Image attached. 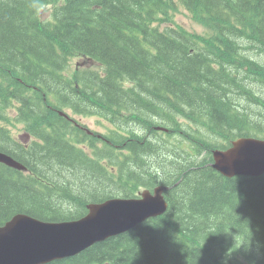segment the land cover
Listing matches in <instances>:
<instances>
[{"label":"trees","instance_id":"16d2710c","mask_svg":"<svg viewBox=\"0 0 264 264\" xmlns=\"http://www.w3.org/2000/svg\"><path fill=\"white\" fill-rule=\"evenodd\" d=\"M263 57L264 0H0V151L27 168L0 164V226L161 186V216L48 264H264V174L211 167L213 150L264 139Z\"/></svg>","mask_w":264,"mask_h":264},{"label":"water","instance_id":"95a60500","mask_svg":"<svg viewBox=\"0 0 264 264\" xmlns=\"http://www.w3.org/2000/svg\"><path fill=\"white\" fill-rule=\"evenodd\" d=\"M0 163L24 170L10 156L0 152ZM211 167L221 176L258 177L264 174V140L241 137L227 151H212ZM164 187L143 191L138 199H109L88 204L81 219L44 223L16 215L0 226V264H48L74 257L95 243L120 235L167 209Z\"/></svg>","mask_w":264,"mask_h":264},{"label":"rangeland","instance_id":"374dc122","mask_svg":"<svg viewBox=\"0 0 264 264\" xmlns=\"http://www.w3.org/2000/svg\"><path fill=\"white\" fill-rule=\"evenodd\" d=\"M43 17H45V15H43ZM173 17H174V21L180 24L185 29L196 32L198 34L204 33V29L201 26L195 24L191 20L188 12L184 10L183 7H181L176 2H175V11L173 12ZM83 67H88L90 69L98 68V66L95 65L93 61L86 60V59H74L70 64L71 70H73L74 68L76 69V68H83ZM254 88L258 89L259 90L258 95L264 98V88L258 87V86H255ZM66 113L70 117H72L74 120H76L77 123L79 122L83 127L87 128L91 132L101 133V134H105L107 132V130L104 128L106 124L101 119H98V118L96 119L94 117L81 115L79 112L73 109H70V110L67 109ZM13 134L17 139L22 135L21 125L16 126V129L13 131Z\"/></svg>","mask_w":264,"mask_h":264},{"label":"bare ground","instance_id":"6f19581e","mask_svg":"<svg viewBox=\"0 0 264 264\" xmlns=\"http://www.w3.org/2000/svg\"><path fill=\"white\" fill-rule=\"evenodd\" d=\"M249 57V56H248ZM264 58V57H263ZM231 144V143H230ZM230 146V145H229ZM228 146V147H229ZM228 147H226L225 149H215V150H213V151H216V150H218V152L220 153V154H223V153H225L226 151H227V148ZM157 188V187H156ZM154 190V189H153ZM146 191H149V190H146ZM150 192V191H149ZM153 192V191H152ZM162 195H163V193H162ZM167 208H168V204H167Z\"/></svg>","mask_w":264,"mask_h":264}]
</instances>
